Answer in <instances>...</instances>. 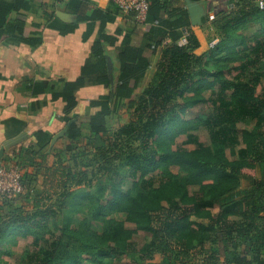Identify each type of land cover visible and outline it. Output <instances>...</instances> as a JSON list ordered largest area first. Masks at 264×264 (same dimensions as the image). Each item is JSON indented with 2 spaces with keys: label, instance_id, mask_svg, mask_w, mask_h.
Wrapping results in <instances>:
<instances>
[{
  "label": "trees",
  "instance_id": "obj_1",
  "mask_svg": "<svg viewBox=\"0 0 264 264\" xmlns=\"http://www.w3.org/2000/svg\"><path fill=\"white\" fill-rule=\"evenodd\" d=\"M109 1L131 26L127 33L119 27L113 35L101 36L110 46L123 37L113 91L101 41L95 44V53L101 55L99 64L86 65L81 78L43 80L29 87L32 113L47 95L51 102L63 103L61 115L69 124L66 138L82 143L81 151L88 146L96 150L97 172L106 174L107 181L97 185V196L88 191L63 192L60 197L67 198L55 207L46 206L36 192L34 197L25 195L9 215L0 216V245L10 237L32 238L19 264H112L122 259L138 264L156 253L165 255L172 246L183 257L190 256V262L192 255H204L202 264H216L220 256L223 264H264V0H191L202 4L205 21L211 20L226 35L201 55L196 52L200 42L184 0H146L144 24H138L132 14L123 15ZM32 2L0 0V43L4 46L33 49L41 43L32 36L40 35L45 26H29L25 14ZM89 4L90 0L66 3L77 18L62 34L81 23L108 20L101 10L89 9ZM251 22L259 25V33L248 45L237 32ZM138 28L144 29V36L141 45L134 47L131 37ZM182 39L185 44L179 45ZM154 56L158 57L154 72L142 87ZM88 76H95L88 81L107 88V93L89 102L93 113L76 115L77 93L86 86ZM206 91L211 95L205 97ZM124 102L132 109L129 121L104 144L106 119ZM198 104L210 105L209 111L196 119H184L186 110ZM238 124H245L241 131ZM200 128L208 134L207 146L191 133ZM52 135L48 129L35 130L30 135L34 143L19 152L30 159L29 149L43 152ZM178 137L193 148L173 150ZM122 170L133 180L129 189H122L118 182ZM66 177V183L76 186L92 184L85 173L69 171ZM106 192L108 198L103 202ZM64 202L71 208L65 210ZM80 204L87 209L89 222L72 215V208ZM216 207L219 212L214 215L211 210ZM56 210L64 218L52 233L47 225L55 219ZM117 214H124L125 220H116ZM95 223L100 231L93 229ZM137 232L150 235L138 250L132 244ZM3 254L0 251V264H5Z\"/></svg>",
  "mask_w": 264,
  "mask_h": 264
},
{
  "label": "crops",
  "instance_id": "obj_2",
  "mask_svg": "<svg viewBox=\"0 0 264 264\" xmlns=\"http://www.w3.org/2000/svg\"><path fill=\"white\" fill-rule=\"evenodd\" d=\"M95 8L106 14L108 20L81 23L72 32L62 34L61 31L67 25L76 24L77 15L74 9L58 0H33L30 10L25 14L28 16L29 26L37 28L41 25L45 26L40 35L32 36L40 39L41 43L33 49L27 45L4 46L0 43V152L3 151L2 155L9 153L8 149L10 152L23 149L22 143L28 139L25 138V133L29 135L30 130L35 128L44 129L42 125L48 116L53 126L57 121L56 115L61 114L63 103L51 102L49 95L45 97L44 104L40 103V109L32 113L31 105L34 99L31 98L30 84L43 80L54 82L61 79L72 81L81 78L86 65L92 67L99 64L101 55L95 53V44L101 41L102 34L113 35L119 27L124 28V33H127L126 28L131 27L123 21V16L116 11L109 0H90L89 9ZM143 36L144 29L138 28L131 37L132 46L139 47ZM122 38L120 37L114 46L101 41L102 56L106 58V70L108 71L107 58H109L113 65L115 81L119 76V63L116 57L121 50ZM157 58L154 56L151 60L144 80L147 79L149 71L155 68ZM94 77L88 76L84 79L87 83L77 93L78 97L80 95L98 97L107 93V88L88 81ZM79 111L81 112L80 100L75 114ZM90 111L92 110L87 109L86 112L92 113ZM13 131H16L15 136H11ZM16 141L22 143L18 147H13Z\"/></svg>",
  "mask_w": 264,
  "mask_h": 264
},
{
  "label": "rangeland",
  "instance_id": "obj_3",
  "mask_svg": "<svg viewBox=\"0 0 264 264\" xmlns=\"http://www.w3.org/2000/svg\"><path fill=\"white\" fill-rule=\"evenodd\" d=\"M257 2L263 0H255ZM182 4V3H181ZM194 34L197 36L200 42V48L196 51L198 55L206 53L213 47H215L223 38H226V35H222L220 30H217L212 21H205V18L202 19V24L200 27L193 28ZM259 33V25L255 23H247L243 25L237 32V35H242L245 39L246 44L251 45L254 40L257 38ZM225 36V37H224ZM184 40L182 39L179 45H183ZM212 66H209L211 69ZM155 68H152L149 71L147 79L143 80L142 87H144L149 81L151 73L153 74ZM233 74H231V77ZM149 77V78H148ZM141 88V87H140ZM217 90V89H215ZM141 89L137 91L139 94ZM203 95L208 97L210 91H206ZM97 95H80V109L77 114H85L87 113V109L89 108V102L96 99ZM177 103H181L180 100ZM210 105L206 104H198L193 108L186 110L185 116L183 117L186 120L196 119L200 116H203L209 111ZM93 113V111H90ZM132 109L127 106V102H124L120 106H118V110L113 112L106 119V127L108 129L107 135L102 139L104 144L107 142V139H111V135L122 125L127 124L130 118V114ZM76 114V115H77ZM50 116H48L43 123L44 129H49L53 134L52 138L59 134L60 132L65 131L64 135L57 139L51 146L50 143L47 148L43 152H38L35 147L29 149L30 159H27L28 156L25 153L19 152L20 149H16L13 151L7 150L6 155H2L0 157V162L5 161L4 168L7 170L17 168L20 176H23L24 185L22 187L21 195L16 197H3L0 196V216L6 217L9 215L14 207H16V203L23 200L25 195H29L31 197L35 196V192L43 200V203L46 206H59V202L63 201L60 197L61 193L65 192L66 194H76L77 192H90L94 196H97V185H105L107 181V175L97 172L99 167V162H97V158L95 157V151L92 147L88 146L83 151L80 150L82 143H71L66 138V133L68 131L69 124H66L63 121V116L60 114L56 115L57 121L54 122L53 126H51ZM245 124H238L237 128L241 131L244 128ZM38 128L32 129L36 130ZM30 133H25L28 138L26 141L19 142L16 141L13 143V147H18L19 144L22 143L23 147H30L32 143H34V139L30 136ZM194 135L198 137V141L207 146L209 144L208 134L205 129L200 128L197 131H192ZM51 138V140H52ZM184 138H176L172 149L174 150L176 147H182L183 149H192L193 146L183 145ZM21 145V146H22ZM77 147L76 149L70 150L73 147ZM83 147V146H82ZM19 152V153H18ZM17 154H20L17 156ZM45 155V158L42 159V156ZM229 156V153H227ZM7 158V160H4ZM125 170V169H124ZM71 171L72 173H85L88 180L92 181L90 187L82 185L76 186L73 182L69 184L66 183V174ZM121 171V170H120ZM123 171V170H122ZM119 178L121 179L120 185L122 189H129L133 183V180L130 179L127 174L123 171L119 173ZM118 178V179H119ZM247 182L242 183V186H246ZM193 193L197 191L196 188L192 189ZM103 202L107 201L108 192L103 196ZM68 203V202H67ZM67 203H63V207L66 209L71 208ZM62 204V203H61ZM25 209H30L28 205ZM74 212L72 215L78 217L79 220L90 221V216L87 212V209L83 207V204H80V208H72ZM81 211V212H77ZM55 219L48 223L47 231L55 233L57 229L62 224V219L64 215L62 212L56 210ZM77 212V213H76ZM212 214L216 215L219 212V209L216 207L211 210ZM114 218L118 221H124V214H117ZM93 225V223L91 224ZM126 228L133 230L134 227L130 225H126ZM93 229L96 231H100V225L96 224L93 226ZM150 239V235L144 232H137L133 236L132 244L138 250L140 249L148 240ZM32 238L28 237L24 239L22 236H18L15 238H8L6 242L0 245V251H2L3 257L2 261L5 264H19L20 258L23 252L31 248ZM230 246H228V249ZM214 249H217L215 247ZM194 260L190 262L189 257L181 255V252L175 247L172 248L165 253V255L156 253L152 256L150 260L139 262L138 264H202L205 260L204 255L202 256H194ZM264 257V255H263ZM221 261L216 264H223V256H220ZM83 264H88L84 262ZM112 264H134L127 259L122 260H114Z\"/></svg>",
  "mask_w": 264,
  "mask_h": 264
},
{
  "label": "built area",
  "instance_id": "obj_4",
  "mask_svg": "<svg viewBox=\"0 0 264 264\" xmlns=\"http://www.w3.org/2000/svg\"><path fill=\"white\" fill-rule=\"evenodd\" d=\"M59 1L67 3L71 0ZM113 3L123 15L132 14L138 24L145 23L148 11V3L146 0H113ZM183 44H185V40ZM4 167L0 165V196L17 197L22 192L19 171L17 168L6 170Z\"/></svg>",
  "mask_w": 264,
  "mask_h": 264
},
{
  "label": "water",
  "instance_id": "obj_5",
  "mask_svg": "<svg viewBox=\"0 0 264 264\" xmlns=\"http://www.w3.org/2000/svg\"><path fill=\"white\" fill-rule=\"evenodd\" d=\"M185 3V7L189 16V20H190V25L192 28L195 27H200L202 24V19L206 16L207 12L205 7L197 2H192L191 0H184ZM108 63H107V67H108V76L110 79V83H111V91H113L114 89V75H113V65L110 62V59L108 58ZM65 131L60 132L59 134H57L56 136H54L51 140L50 146L60 137H62L64 135ZM3 151L1 150L0 152V157L2 156Z\"/></svg>",
  "mask_w": 264,
  "mask_h": 264
}]
</instances>
